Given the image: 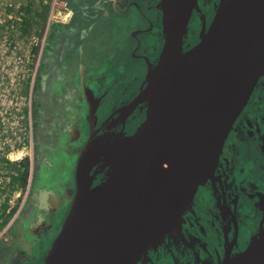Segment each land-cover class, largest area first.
Here are the masks:
<instances>
[{"label": "water", "instance_id": "1", "mask_svg": "<svg viewBox=\"0 0 264 264\" xmlns=\"http://www.w3.org/2000/svg\"><path fill=\"white\" fill-rule=\"evenodd\" d=\"M197 6L160 0L164 44L157 63L148 59L137 97L148 102L145 119L132 135L91 137L43 264H139L216 176L235 122L264 77V0H219L208 30L186 48ZM96 111L91 106L93 130ZM99 162L111 170L93 185ZM259 205L264 215V198ZM222 264H264V221L246 249Z\"/></svg>", "mask_w": 264, "mask_h": 264}, {"label": "flooded vegetation", "instance_id": "2", "mask_svg": "<svg viewBox=\"0 0 264 264\" xmlns=\"http://www.w3.org/2000/svg\"><path fill=\"white\" fill-rule=\"evenodd\" d=\"M143 2L57 0L53 7L51 0L36 43L34 74L26 95L28 106L23 109L32 127L33 144L30 145L32 162L24 159L21 179L26 184L30 163L33 181L20 217L24 226L22 235L30 233L49 243L60 226L56 222L58 217L67 216L68 206L71 207L75 197L78 160L91 137L106 132L132 135L145 119L148 102H137V97L145 82L148 59L157 63L164 37L160 0ZM218 3L219 0H198L185 37L186 48L195 45L204 29L208 30ZM126 7H134L130 13L133 19L129 22H115L110 26L103 20L105 15L123 13ZM106 30L117 31L126 38L122 45L127 60L121 62L125 68L116 66L111 57L117 52L115 42H106L100 36ZM132 52L140 53V58L130 59ZM121 83H129L130 88L122 87L112 101L109 92ZM95 105L97 118L93 130L91 106ZM252 108L259 111L252 113ZM243 155L261 187L249 178L247 187L241 185V176L234 171L239 160V166L243 167ZM220 159L216 176L201 187L177 229L139 264H222L231 254L246 249L250 238L261 229L264 221L259 205L264 198V77L237 118L226 142L225 157L222 154ZM60 160L70 163L73 169L68 171L65 166L62 170ZM110 170V166L101 162L95 164L92 173L97 178L93 185L102 181ZM35 179L37 185L33 187ZM249 203L254 215L251 221L243 210ZM17 236L9 251L18 250ZM19 262L26 264V261Z\"/></svg>", "mask_w": 264, "mask_h": 264}, {"label": "rangeland", "instance_id": "3", "mask_svg": "<svg viewBox=\"0 0 264 264\" xmlns=\"http://www.w3.org/2000/svg\"><path fill=\"white\" fill-rule=\"evenodd\" d=\"M29 0H0V25L2 23H6V6H14L16 9L21 4H26L28 3ZM142 4H144L143 0H139ZM93 9V8H92ZM131 9V10H130ZM134 10V7H126L123 13H112L111 15H105L106 19L105 22L108 23V25L112 26L114 25L113 23L117 22L120 23L121 21H127L132 20V16L130 13H132ZM14 13H17L16 10L13 11ZM57 14V13H56ZM7 27H0V70L4 68V85L2 86L3 88L6 86L7 89L10 91L11 95L9 96V102L11 107H17L19 105H22L26 107L27 105V99L25 98L26 94L24 93L25 91V86L27 84V78L30 76L31 73V68L33 67L34 64V54L31 55V49L36 45L38 42V37L37 35L34 34H27L23 35L21 33L20 29V24H17L14 22L13 24H10L11 26ZM194 24V23H193ZM197 26V24H196ZM100 36L103 39H106L104 41L106 42H115L113 45L117 47V52L112 53L111 57L117 66L118 64L125 68V62L127 60V54L123 52V45L122 43L126 39L123 35H120L117 31L113 30H106L102 31L100 33ZM91 37V36H90ZM36 54V53H35ZM140 53H134L132 52L130 55V59H139L140 58ZM118 62V63H117ZM32 64V66H31ZM128 71V70H127ZM33 73H34V67H33ZM2 74L0 73V76ZM128 85V88H130L129 83H121L119 86L115 88V90L109 92V96L112 97V101H114L120 94V89L126 88ZM6 91V94L8 95V92ZM123 92V91H122ZM18 97V99H17ZM20 101L21 104H18L16 102ZM259 109H261L259 107ZM259 110H256L255 108L251 109L252 113H257ZM28 154V153H27ZM10 162V161H9ZM241 162L242 166H239V163L237 164L235 171L238 172L241 176V185L244 187L248 186V181L253 180L254 182H257L255 178L257 177L256 173L251 169V164L248 162L246 159V155H243L241 157ZM10 166V163H9ZM8 166V167H9ZM68 169V171H71L73 168L70 163H67L64 160H60L59 167L64 170V167ZM244 168V171L243 169ZM251 169V170H250ZM51 174H54V172H51ZM45 175L51 176L50 174ZM64 178V175H63ZM258 178V177H257ZM37 179L34 180V185L33 187H36L37 185ZM258 185L261 187V183L257 182ZM20 182L16 184V186L11 188V192L14 193L17 191V188H20ZM22 187V186H21ZM28 187V195L26 198L25 204L22 206L23 209H25L27 199L29 196L30 189L32 187V182H29L24 185L23 188ZM16 196V194H15ZM15 197H13V210L18 209L20 206V202L18 200L15 201ZM70 208V206H68ZM244 210V215L245 217L249 218L251 221V218L254 216L252 213V205L246 204L243 208ZM65 216L62 217L59 216L57 219V224L61 226L63 220L65 219ZM6 218V216H3V220ZM11 222V219H9ZM61 222V223H60ZM11 225V224H10ZM60 226L58 227V230L55 232V236L49 243H45L44 241H41L35 237H33L30 233L22 235L20 232L23 230V223L22 219L15 220L10 229L3 235L2 233L6 231V227L3 229H0V257L2 264H18L19 261H26V264H43L44 257L48 250L50 249L54 238L59 232ZM54 230L52 231V233ZM51 233V234H52ZM16 235H18V250L15 251H9L13 248L12 243L15 240ZM253 237V236H252ZM251 237V238H252ZM250 238V240H251ZM250 242V241H249ZM10 243V244H8ZM4 251L6 252L5 255L3 254ZM9 251V252H7ZM11 253V254H10ZM9 254V255H8ZM7 257V258H6ZM3 258V259H2Z\"/></svg>", "mask_w": 264, "mask_h": 264}, {"label": "built area", "instance_id": "4", "mask_svg": "<svg viewBox=\"0 0 264 264\" xmlns=\"http://www.w3.org/2000/svg\"><path fill=\"white\" fill-rule=\"evenodd\" d=\"M55 3V2H54ZM4 68L0 70V222H3V216H7L12 211V202L17 191L12 195L11 188L16 186L12 183L13 176H18L15 170L11 172L6 167H2L5 159L21 162L28 153V147L32 143V127L26 119L23 109L19 105L16 108L11 107L9 102L10 91L4 83ZM8 92V95L6 94ZM27 105L29 97H26ZM18 99V97H17ZM21 104L20 101L16 102ZM20 164V163H19ZM20 211L18 210L17 214Z\"/></svg>", "mask_w": 264, "mask_h": 264}, {"label": "trees", "instance_id": "5", "mask_svg": "<svg viewBox=\"0 0 264 264\" xmlns=\"http://www.w3.org/2000/svg\"><path fill=\"white\" fill-rule=\"evenodd\" d=\"M50 2L51 0H29L26 4H21L18 9H16L14 6H6V19L5 22L8 23V26H11L10 24H13L16 22L17 24H20L21 33L23 35L27 34H34L38 35L40 34L42 30L43 22L47 18V13L50 10ZM16 10L17 13H14L13 11ZM6 23H2L0 27H7ZM36 45L31 49V55L36 53ZM32 66V64H31ZM33 67L31 68L30 76L27 78V84L25 86V92L28 93L30 90V83L33 78ZM12 169H16V166L14 164H10ZM28 167V165H27ZM20 185L24 186L25 182L22 181L20 178V175L15 178V182H19ZM12 213H9L5 220L0 223V229L9 221ZM6 252L4 251L3 254ZM3 259V258H2ZM1 260L0 257V264Z\"/></svg>", "mask_w": 264, "mask_h": 264}, {"label": "clouds", "instance_id": "6", "mask_svg": "<svg viewBox=\"0 0 264 264\" xmlns=\"http://www.w3.org/2000/svg\"><path fill=\"white\" fill-rule=\"evenodd\" d=\"M55 2V3H54ZM57 3V0H53V7H55V4ZM33 67H34V64H33ZM33 73V72H32ZM34 74V73H33ZM33 79V78H32ZM24 93L27 95L28 93H26L24 91ZM27 108V106L25 107V109ZM32 143H33V139H32ZM31 145V143H30ZM30 145L28 147V154L26 155V157L24 159H28L29 158V162H32V158L31 157V154H30ZM24 159L21 161V162H17V161H14L13 164L16 166V169H12L10 166L7 167L9 169V171L11 172V175L13 174L12 172L15 170V172H18V176L20 175V178H21V168H22V164H23V161ZM20 163V164H19ZM28 165V171H29V176H28V179L26 181V184L29 183V182H32L33 181V177H32V170H33V167L30 163L27 164ZM18 176H13V180H12V183L14 184H18L19 182H15V178L18 177ZM18 210L20 211L18 214ZM24 209L23 208H18V209H14L12 210L10 213H12L10 219H11V222H7L1 229H3L4 227H6V231L3 232L2 234L5 235V233H7V231L10 229L12 223L15 221V220H18L20 219V217L22 216V213H23ZM7 217V216H6ZM11 224V225H10ZM10 244V243H8ZM18 264H22L21 262H19Z\"/></svg>", "mask_w": 264, "mask_h": 264}, {"label": "bare ground", "instance_id": "7", "mask_svg": "<svg viewBox=\"0 0 264 264\" xmlns=\"http://www.w3.org/2000/svg\"><path fill=\"white\" fill-rule=\"evenodd\" d=\"M56 14V12H55ZM138 111V110H137ZM119 114V113H118ZM123 116V115H122ZM115 120V119H114ZM120 125V124H119ZM33 144V143H32ZM10 161V162H9ZM14 161L10 160V159H5L2 163V167H8L9 166V163L10 164H13ZM11 166V165H10ZM24 186H20V188H17V196H15V201L18 200L20 202V206L19 208H22V206L25 204L26 202V198H27V195H28V187L26 188H23ZM12 191V190H11ZM16 192V191H15ZM14 192V193H15ZM14 193H12V195H14ZM14 201V203H15ZM12 210H13V206H12ZM1 223V222H0Z\"/></svg>", "mask_w": 264, "mask_h": 264}]
</instances>
